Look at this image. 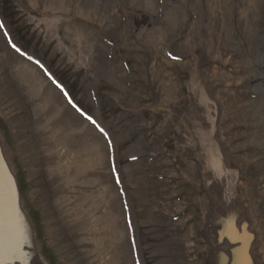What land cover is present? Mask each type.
<instances>
[{
    "label": "rangeland",
    "instance_id": "obj_1",
    "mask_svg": "<svg viewBox=\"0 0 264 264\" xmlns=\"http://www.w3.org/2000/svg\"><path fill=\"white\" fill-rule=\"evenodd\" d=\"M0 258L264 264V0H0Z\"/></svg>",
    "mask_w": 264,
    "mask_h": 264
},
{
    "label": "bare ground",
    "instance_id": "obj_2",
    "mask_svg": "<svg viewBox=\"0 0 264 264\" xmlns=\"http://www.w3.org/2000/svg\"><path fill=\"white\" fill-rule=\"evenodd\" d=\"M5 258H6V257H5ZM0 259H1V258H0ZM3 260H4V259H3ZM7 262H8V261H7ZM7 262H6V263H7ZM4 264H5V263H4Z\"/></svg>",
    "mask_w": 264,
    "mask_h": 264
}]
</instances>
